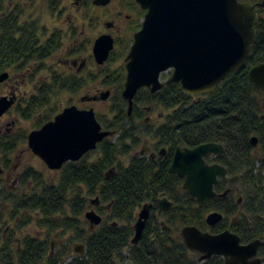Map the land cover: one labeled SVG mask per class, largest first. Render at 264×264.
Wrapping results in <instances>:
<instances>
[{
    "label": "trees",
    "instance_id": "obj_1",
    "mask_svg": "<svg viewBox=\"0 0 264 264\" xmlns=\"http://www.w3.org/2000/svg\"><path fill=\"white\" fill-rule=\"evenodd\" d=\"M92 1L86 3L88 19L96 9ZM124 3L136 20L124 37L116 38L109 60L98 67L92 80L90 75L67 76L46 65L63 47L66 31L51 29L39 20L33 21L30 29L19 27L14 14L6 22L0 20V75L10 72L17 76L30 70L21 85H30L32 94L24 92L11 109L18 121H31V132L38 130L66 107L75 105L65 101L66 94L77 97L84 91L82 97H98L104 87L111 92L107 100L110 107L104 113L96 112V117L103 129L112 133L82 160L55 171V178L35 166L26 167L13 190L5 188L3 175L12 170L11 156L21 144H28L30 132L0 136V264H65L73 255V241L84 245L86 253L83 258L75 255L69 264H225L218 256L199 263L200 254L190 251L180 236L186 226L212 234L231 230L243 244L261 240L258 256L264 264V166L258 164L264 156V95L248 77L253 67L264 63V7L259 9L251 56L215 92L190 96L178 83L155 94L144 88L137 93L129 115L128 103L122 97L127 77L125 59L134 34L142 28L140 20L145 11L135 0ZM82 97V104L102 102H82ZM150 109L168 113L161 116L159 125L148 124L144 116ZM142 133L151 139L153 151L159 154L166 148L167 156H140ZM254 137L257 147L251 143ZM209 143L224 147V154L214 162L224 166L230 177H239L236 184L240 190L223 197L228 184L220 180L215 186L218 196L200 202L183 189L184 179L169 170L177 149ZM240 197L242 203L238 204ZM164 198L173 207L157 217L158 203ZM4 204L8 207H2ZM93 204H98L95 210L103 221L91 231L85 214ZM145 204L153 205V214L143 238L134 246V224ZM214 211L225 218L209 227L206 217ZM160 220L166 224V231ZM31 225L41 231L40 236L26 233Z\"/></svg>",
    "mask_w": 264,
    "mask_h": 264
},
{
    "label": "water",
    "instance_id": "obj_2",
    "mask_svg": "<svg viewBox=\"0 0 264 264\" xmlns=\"http://www.w3.org/2000/svg\"><path fill=\"white\" fill-rule=\"evenodd\" d=\"M113 0H93L95 7H108ZM146 11L142 28L134 34V42L125 59L127 77L122 92L128 103V114L134 109V99L141 89L152 94L172 83L181 84L190 96H203L215 92L221 82L229 79L244 66L252 54L256 36L255 26L263 3L251 4L240 0H135ZM107 28L112 24L107 23ZM115 48V40L109 34L100 35L94 44L93 54L99 66H103ZM172 72L165 81L162 74ZM9 73L0 75V84L9 79ZM249 80L264 95V63L253 67ZM111 92L98 97L84 96L82 102L107 101ZM15 94L0 97V119L16 104ZM112 136L98 122L93 108L80 109L76 105L66 107L54 120L28 135V146L52 171H59L66 163L78 162L87 153L96 150L98 144ZM254 147L258 139L251 140ZM220 144L209 143L194 149L179 148L175 152L170 173L185 179L184 189L198 201L216 196L215 185L219 177L230 183L227 170L218 164H208L210 155H221ZM260 153V150H257ZM145 154L144 151L141 152ZM161 156H166L163 149ZM154 157V155L152 156ZM264 163V158L260 160ZM160 213L172 204L162 200ZM152 206L147 204L136 223L133 245L142 239ZM91 231L102 223L95 212L85 214ZM223 220V214L211 213L207 224L211 227ZM186 247L201 254L199 262L218 256L225 264H263L258 256L262 242L257 240L243 244L240 237L230 230L220 234L203 232L195 226L182 229ZM75 251L83 258L84 245Z\"/></svg>",
    "mask_w": 264,
    "mask_h": 264
},
{
    "label": "rangeland",
    "instance_id": "obj_3",
    "mask_svg": "<svg viewBox=\"0 0 264 264\" xmlns=\"http://www.w3.org/2000/svg\"><path fill=\"white\" fill-rule=\"evenodd\" d=\"M45 1V0H43ZM43 1L40 0L42 3ZM50 1V0H49ZM124 1L125 0H113L112 3L108 7H97L93 11V17L96 18L97 25L92 27L86 26V37L84 40H89L90 38H98L100 35L109 33L115 36L118 35V37H124L127 32L130 29L132 21H130L127 16H130V11L125 8L124 6ZM86 2V0H85ZM84 5V4H83ZM52 4L49 2L47 5V2H44L43 7H39L40 10H42L43 15L45 16L44 18L50 19L52 18L54 20L53 24L47 25L49 28L53 29L55 26L56 27H63L64 24H67L68 22L71 23L70 19L75 18L74 15H79L76 20V24L73 23V25L77 26L78 34L80 31H82V18H84V15L86 14V9L85 7L82 6V8H77L75 9V2L72 0H63V2L60 4V8L64 9V12L58 16L57 14L55 15L54 11L52 10ZM58 10V9H57ZM60 9L59 11H61ZM77 11V12H76ZM74 14V15H73ZM46 19V20H47ZM135 21V20H134ZM109 22H114L115 23V28L108 30L106 27V23ZM65 31V30H64ZM64 40V39H63ZM63 49L61 52H59L54 58H52L49 61H46V65L50 68L53 67V69L56 72H59L61 74H66L68 75H74L72 72L68 71L69 69L62 66V61L64 60L66 53L70 51V49L73 48V45L69 39V36L67 34V38L64 40V45ZM66 50V51H65ZM68 51V52H67ZM63 52V53H62ZM66 52V53H64ZM89 55L88 53H85L84 56ZM67 69V70H66ZM19 75V74H18ZM170 72H167L165 74V77H161V81L165 82L169 77H170ZM18 80L19 77H18ZM17 80V81H18ZM16 79L10 80L8 79L6 83H2L1 89L2 92L0 94V97L3 96H10L13 93L17 97V101H19L26 92L28 95L32 94V87L30 85H21L15 82ZM21 85V86H20ZM11 87V88H10ZM13 88V89H12ZM109 88H101V93L108 91ZM84 95V91L80 92V94L75 97L71 96L69 94L65 95V101L66 102H71L74 103L77 107L80 109H89L93 108L95 112H106L108 108L110 107V102L109 101H102V102H96V103H88V104H82L79 101V98ZM74 98V99H72ZM16 105V104H15ZM14 105V106H15ZM14 108V107H13ZM150 109L148 113L145 114L144 119L145 123L148 124H154V125H159L161 123V116H164L168 112L163 110V109H157L154 111H151ZM32 127V122H26V121H18L17 114L14 112V110H11L7 112L1 119H0V136H5V135H13V134H20L23 132H31ZM143 144L141 145V148L139 149V152L144 150L146 154L150 153L149 150L152 148L150 147L151 145V139L148 137H144L143 133L141 134ZM153 151V150H152ZM11 158L13 159V168L12 170L3 175V178L5 180V188L6 189H16L18 185V180L20 173L29 166H35L39 171L43 172L45 175L55 178L57 177V173L55 171H51L46 164L37 156L33 154V152L29 149V146L27 143H23L20 145L18 150L12 154ZM2 154L0 153V167L3 168V163H2ZM233 190H240V187L235 183L233 186H231ZM238 197V196H237ZM95 200V197L91 198ZM7 208V204L2 205V207ZM93 207L96 208V205L93 204ZM90 208L87 210L91 211L94 208ZM95 210V209H94ZM97 212V211H96ZM26 233L32 234V235H41V231H39L36 226L31 225L29 228H27ZM70 237V234L67 233L65 234V239L68 241ZM71 249L73 250V255H71L65 264H69L70 261L75 257V255H78L75 251V246H79L78 241H73L71 242ZM56 245H59V241L55 242L53 247ZM58 247V246H57Z\"/></svg>",
    "mask_w": 264,
    "mask_h": 264
},
{
    "label": "flooded vegetation",
    "instance_id": "obj_4",
    "mask_svg": "<svg viewBox=\"0 0 264 264\" xmlns=\"http://www.w3.org/2000/svg\"><path fill=\"white\" fill-rule=\"evenodd\" d=\"M41 1H43V0H41ZM72 1H74L75 2V9H77V8H82V6L83 7H85V9H86V3H87V0H86V2H85V0H72ZM1 2L2 3H0L1 5H0V20L1 21H3V22H6V20L9 18V16L11 15V14H14L15 16H14V18L16 19V23H17V25L19 26V27H21V26H23V25H26L27 26V28L28 29H30L31 27H32V24H33V21H35V20H39V21H41V23H44L46 26L47 25H49V24H53L54 23V20L52 19V18H50V19H47V17H46V19L44 18L45 16V14L43 15V12H42V10H40V8L39 7H43V5H44V2H47V5H48V3L50 2L51 4H52V9H53V11H54V13H55V15L57 14L58 16H60L63 12H64V9L63 8H60V9H62L61 11H59L60 9H59V7H60V4L63 2V0H45V1H43L42 3L40 2V0H1ZM92 3H93V1H92ZM84 4V5H83ZM95 7V6H94ZM36 8V10H34V9ZM97 8V7H96ZM141 8V7H140ZM58 9V10H57ZM95 9H93V11H94ZM86 11H87V9H86ZM93 11L91 12V14H89V19H88V12H86V14L84 15V18H82V31H80V33L78 34L77 32H78V30H77V26L75 25H73V23L74 24H76V20L75 19H77L78 17H80L79 15H74V17L75 18H73V19H70V21H71V23H67V24H64V26L63 27H54V28H61L63 31L65 30L66 32H67V34H68V36H69V39H70V41H71V43H72V45H73V48L72 49H70V51L68 52V53H66V52H64V53H66V56H65V58H64V60L62 61V66H64V67H66V68H68L69 70L68 71H70V72H72L74 75H76V76H80V77H86V76H88V75H90L91 76V78H90V80H92V76H95L96 75V72H97V69H98V67H99V65H98V63L96 62V59H95V57H94V54H93V47H94V44H95V41H96V39L97 38H90L89 40H84L85 38H87L86 37V26H87V24H88V26L90 27V29H92V27H94V26H96L97 25V22H96V18L95 17H93ZM77 12V11H76ZM145 14H146V11H145ZM145 14H144V17H145ZM144 17L140 20V22H141V24H143V20H144ZM127 18L130 20V21H132V23H131V25L135 22L134 20H136V16L133 14V13H131L130 12V16H127ZM109 23H111L112 24V27L111 28H107L108 30H111V29H113V28H115L116 26H115V23L114 22H109ZM107 24V23H106ZM105 24V25H106ZM48 27V26H47ZM131 27V26H130ZM53 28V29H54ZM140 31V30H139ZM138 32V31H137ZM136 32V33H137ZM135 33V34H136ZM106 34H109V33H106ZM109 35H111L113 38H114V40H116V38H118V35L117 36H115L114 37V35H112V34H109ZM134 39V38H133ZM63 45H64V42H63ZM64 47V46H63ZM63 47L59 50V52H61V50L63 49ZM66 51V50H65ZM58 52V53H59ZM57 53V54H58ZM63 53V52H62ZM85 53H88L89 55H86V56H84L85 55ZM56 54V55H57ZM55 55V56H56ZM54 58V57H53ZM52 59V58H51ZM51 59H48V61L49 60H51ZM67 70V69H66ZM29 74H30V70H28V71H26V72H21V73H19V75H17V76H12V74L9 72V80H10V82H12V80H14V79H16V81L15 82H17L18 84H21L23 81L24 82H26V80L28 79V76H29ZM14 77V78H13ZM18 77H19V79L20 80H18ZM18 80V81H17ZM7 82V81H6ZM5 82V83H6ZM21 86V85H20ZM11 88V87H10ZM13 89V88H12ZM14 94V93H13ZM16 96V95H15ZM17 98V97H16ZM18 101H16V103H17ZM258 146V145H257ZM151 147V146H150ZM152 148V147H151ZM224 148V147H223ZM163 149H165L166 150V148H163ZM162 149V150H163ZM152 150H153V148H152ZM151 149L149 150V152L150 153H148V154H146V152L144 151V150H142V151H144L145 152V154L144 155H142L141 154V152L142 151H140L139 152V155L140 156H150V158L151 159H155L156 157H157V155H159L160 157H165V156H161L160 155V153H161V151H160V153L159 154H157L155 151H152ZM257 150H258V148H257ZM256 150V151H257ZM260 150V149H259ZM258 153V152H257ZM224 154V151H223V153L221 154V155H210V156H208L207 158H206V161H207V163L208 164H218V165H221V164H219V163H217V162H214L219 156H222ZM259 155L261 154V151H260V153H258ZM154 155V157H152ZM166 156H167V150H166ZM264 158V156H262L261 155V157L259 158V160H258V164L259 165H263L264 166V163H261L260 162V160L261 159H263ZM83 159V158H82ZM81 159V160H82ZM209 160H211V162H209ZM79 162V161H78ZM173 162V161H172ZM172 165V164H171ZM222 166V165H221ZM224 167V166H223ZM225 168V167H224ZM226 169V168H225ZM227 170V169H226ZM169 172H170V170H169ZM171 174V173H170ZM227 174H228V171H227ZM173 175H175V174H173ZM179 177V176H178ZM228 178L229 179H231V178H237V180H235L234 182H232V183H230V182H228V181H225L222 177H219L218 178V181H217V183H216V185L220 182V180L221 181H223L224 183H226V184H228V189H227V191L226 192H224L223 194H221V196H223V197H225V196H227V194H229L230 192H232V190H233V188H231V186H233V184H235L238 180H239V177H230L229 176V174H228ZM183 179V178H182ZM184 183H185V179H184ZM215 185V186H216ZM183 189H184V185H183ZM185 190V189H184ZM187 191V190H186ZM235 192H238L237 190H234ZM189 192V191H188ZM216 192V191H215ZM190 193V192H189ZM191 194V193H190ZM216 196H218V193L216 192ZM215 196V197H216ZM214 198V197H213ZM210 199V198H209ZM162 200H167L166 198H164V199H162ZM162 200H160V202L162 201ZM207 200V199H206ZM160 202L158 203V211H157V213L155 214L157 217H161L165 212H168L169 210H171L172 209V207H173V203L172 202H170V201H168L167 200V202L168 203H170V204H172V207L169 209V210H167V211H163V212H161L160 213V206H159V204H160ZM200 202H202V201H200ZM242 203V198L240 197L239 198V201H238V204H241ZM96 205V207L98 206V204H95ZM145 205H147V204H145ZM144 205V206H145ZM149 205H151L152 206V208H151V211H150V216H149V219H150V217L152 216V212H153V205L152 204H149ZM143 206V207H144ZM143 207H142V209H143ZM95 209V208H94ZM94 209H92L91 211H95L96 212V210H94ZM141 209V210H142ZM141 210H140V212H141ZM140 212L138 213V220H139V215H140ZM214 212H218V211H214ZM214 212H211V213H214ZM97 213V212H96ZM210 213V214H211ZM219 213H221V212H219ZM98 214V213H97ZM210 214H208L207 215V217L210 215ZM221 214H223V213H221ZM99 215V214H98ZM100 216V215H99ZM101 217V216H100ZM207 217H206V223H207ZM102 218V217H101ZM224 218H225V216H224V214H223V220H224ZM149 219L147 220V222L149 221ZM138 220H137V222H138ZM222 220V221H223ZM103 221V220H102ZM221 221V222H222ZM136 222V223H137ZM147 222H146V225H147ZM160 222V224H161V226H163V231H166L167 230V226H166V224L163 222V220H160L159 221ZM220 222V223H221ZM136 223L134 224V227H135V225H136ZM219 224V223H218ZM217 224V225H218ZM101 225V224H100ZM208 225V224H207ZM209 226V225H208ZM216 226V225H215ZM96 227H98V226H96ZM95 227V228H96ZM187 227V226H186ZM209 227H211V226H209ZM214 227V226H213ZM94 228V229H95ZM185 228V227H184ZM198 228V227H197ZM145 229H146V227H145ZM201 230V229H200ZM134 231H135V229H134ZM182 231V230H181ZM231 231V230H230ZM144 232H145V230H144ZM204 232V231H203ZM206 232H209V231H206ZM211 233V232H210ZM143 235H144V233H143ZM217 235V234H216ZM180 236H181V233H180ZM134 237H135V235H134ZM134 237H133V239H134ZM142 238H143V236H142ZM181 238H182V236H181ZM182 240H183V238H182ZM141 241V240H140ZM257 241V240H256ZM259 241H261V240H259ZM183 242H184V240H183ZM262 242V245H263V241H261ZM140 243V242H139ZM185 244V243H184ZM133 245V244H132ZM261 245V246H262ZM134 246H137V245H134ZM75 248H76V246H75ZM191 251V250H190ZM193 252V251H192ZM77 253V252H76ZM198 253V252H197ZM78 254V253H77ZM200 254V253H199ZM79 256V255H78ZM200 257H201V254H200ZM199 257V258H200ZM198 261H199V259H198ZM208 261V260H207ZM204 262H206V261H204ZM204 262H199V263H204Z\"/></svg>",
    "mask_w": 264,
    "mask_h": 264
}]
</instances>
